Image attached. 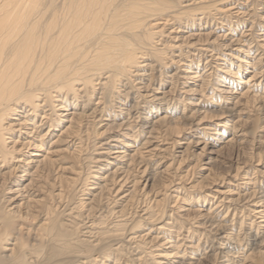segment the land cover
<instances>
[{"label": "rangeland", "instance_id": "obj_1", "mask_svg": "<svg viewBox=\"0 0 264 264\" xmlns=\"http://www.w3.org/2000/svg\"><path fill=\"white\" fill-rule=\"evenodd\" d=\"M171 1L174 9L153 30L163 57L140 59L113 96L105 76L94 92L78 85L76 97L53 100L54 109H19L16 120L35 115L41 148L24 150L20 164L30 165L11 176L5 203L24 223H16L23 235L43 223L35 216L45 204L64 224H93V235L114 225L134 232L141 247L129 243L122 256L116 252L124 264L166 263L156 257L174 244L180 258L173 260L184 264H264L257 213L264 214V0ZM154 92L162 100L151 109ZM156 114L163 122L154 125ZM34 153L53 164L35 169L28 158ZM154 201L172 215L171 231L147 223ZM208 221L223 232L208 231Z\"/></svg>", "mask_w": 264, "mask_h": 264}, {"label": "bare ground", "instance_id": "obj_2", "mask_svg": "<svg viewBox=\"0 0 264 264\" xmlns=\"http://www.w3.org/2000/svg\"><path fill=\"white\" fill-rule=\"evenodd\" d=\"M174 5L171 0H0V264H124V261L116 260V252L122 256L123 246L125 248L129 243L135 245V249L141 247L143 237L135 236L131 231V235L124 234L120 225L111 229L97 227L95 236L91 232L93 224L87 226L89 222H82L79 226L75 221L64 224L57 218L53 207L47 204L35 216L39 221L43 219V223L32 229L28 225L27 236L23 235L25 232L22 234L23 228L18 232L17 226L20 225L16 226V223L21 219L11 211V204L5 203L10 199L7 184L16 170L26 171L23 166L27 168L30 164L24 162L22 166L20 157L32 147V150L40 149L41 137L38 135L39 126H35V115L30 123L21 116L18 120L15 117L22 108L37 114L49 103L54 109L53 100L59 99L62 103L66 94L76 97L78 85L94 92V81L105 76L103 87L113 96L123 78L130 79L134 73L131 70L138 69L140 59L150 53L161 57L152 43L158 35L154 31L157 22L165 20V14L174 9ZM136 86L133 84V88ZM137 90L146 95L149 93L142 86ZM157 93L148 97L152 99L147 101L151 109L155 107L154 102L162 100ZM61 105L59 111L65 109ZM62 117L58 115L56 121L63 123ZM154 117L156 120L151 124L163 122V116L156 114ZM28 158H32L30 163L37 170L40 164H53L51 158L36 153L29 154ZM224 194L230 196V193ZM174 199L175 204L180 200ZM160 206L153 202L151 217L146 221L153 224L155 231L165 227L171 231L174 228L172 215ZM257 213L264 219L263 213ZM196 218L203 219L204 214H197ZM206 223V229L211 233L223 232L221 225ZM182 232L176 234L181 236ZM30 233L35 237L32 240L28 238L32 237ZM172 248L167 253H159L156 258L167 261L157 264H184L173 260L179 257V252L176 251L177 245Z\"/></svg>", "mask_w": 264, "mask_h": 264}]
</instances>
